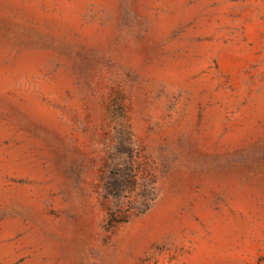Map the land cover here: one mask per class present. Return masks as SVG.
Masks as SVG:
<instances>
[{
	"label": "rangeland",
	"instance_id": "374dc122",
	"mask_svg": "<svg viewBox=\"0 0 264 264\" xmlns=\"http://www.w3.org/2000/svg\"><path fill=\"white\" fill-rule=\"evenodd\" d=\"M0 264H264V0H0Z\"/></svg>",
	"mask_w": 264,
	"mask_h": 264
}]
</instances>
